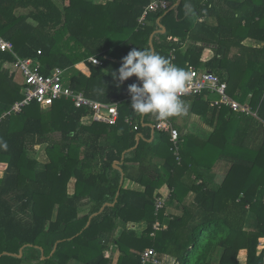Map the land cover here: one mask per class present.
Here are the masks:
<instances>
[{
    "label": "trees",
    "instance_id": "1",
    "mask_svg": "<svg viewBox=\"0 0 264 264\" xmlns=\"http://www.w3.org/2000/svg\"><path fill=\"white\" fill-rule=\"evenodd\" d=\"M150 1L114 0L100 7L89 0H0V37L13 44L19 58L38 62L45 75L53 68L65 70L67 85L89 99L123 100L114 127L84 124L87 112L68 100L46 109L31 103L1 121L0 144L7 148L0 147V264H112L103 254L109 244L119 249L117 264H140L146 249L154 250L163 264L165 257L173 264H264V246L258 253L264 239V124L227 108H209L202 95L188 96L181 99L190 100L198 115L210 111L217 118L205 139L180 135V161L165 132H155L151 144L145 138L135 148L138 131H129L123 120L131 117L138 124L142 117L127 99L128 86L138 81L133 76L117 88L111 76L129 51L148 48L172 65L188 63L216 75L241 104L250 95V105L264 122V0H169L168 10L148 14L139 23ZM185 4L192 8L190 15ZM161 26L169 34L155 33ZM176 38V44L170 40ZM188 41L214 45L215 56L199 62L202 48L188 45L182 52ZM93 56L101 66L87 62ZM13 60L0 53V115L22 99ZM147 117L143 115L144 124ZM142 126L139 122L138 130ZM57 132L60 140L55 142L51 136ZM118 132L127 140L117 137L114 143L99 144L104 134ZM38 146L46 147L43 165L34 158ZM128 150L122 182L113 163L122 161ZM157 150L165 154L170 199L182 202L188 192L195 194L190 205L180 208V216L165 217L166 206L155 213L159 175L147 183L135 179L146 185L143 193L124 187L130 179L127 158L141 168L143 157L159 156ZM216 161L230 165L212 190L199 168L209 170ZM185 164L189 177L194 174L201 182L177 178ZM87 198L92 201L89 212H80L87 208ZM250 214L253 230L247 229ZM141 222L146 227L135 237L128 225ZM155 223L163 229L154 231ZM118 225L122 233L109 240Z\"/></svg>",
    "mask_w": 264,
    "mask_h": 264
},
{
    "label": "built area",
    "instance_id": "2",
    "mask_svg": "<svg viewBox=\"0 0 264 264\" xmlns=\"http://www.w3.org/2000/svg\"><path fill=\"white\" fill-rule=\"evenodd\" d=\"M169 4V0H151L139 18V23H143L148 14L168 10ZM0 53H8L13 56V68L21 77L22 94L20 101L14 103L9 110L0 115V124L5 117L21 112L23 108L31 103H35L41 107H49L56 101L68 100L73 104L74 108L87 112L85 120L110 127L117 125L120 118L119 106L123 100L111 98L109 102L102 103L85 97L83 93L74 91L67 85L65 70L53 68L48 74H43L41 72V65L38 62L31 59L19 58L14 52L13 44L1 37ZM88 62L94 66H101V61L97 58H90ZM186 71L191 73L192 79L187 84L186 90L181 94L180 98L202 95L207 100L209 97L207 102L210 108H216L217 110L227 108L236 116L254 118L264 124L257 110L253 109L248 101L251 98L250 95L248 96V100L241 104L227 94V83L221 81L216 75L207 70L192 66H188ZM124 122L131 126L134 131L138 130V126L134 124L135 121L131 117H125ZM151 127L155 132L168 133L170 142L172 143L171 151L174 158L179 161L180 133L173 127L170 120H161L157 117ZM166 200L167 198L162 196L155 199V213H158L165 207ZM162 229L163 227L158 223L153 225L154 231H161ZM140 264H163V262L158 260L154 250L147 249L140 256Z\"/></svg>",
    "mask_w": 264,
    "mask_h": 264
},
{
    "label": "crops",
    "instance_id": "3",
    "mask_svg": "<svg viewBox=\"0 0 264 264\" xmlns=\"http://www.w3.org/2000/svg\"><path fill=\"white\" fill-rule=\"evenodd\" d=\"M57 1L61 2L62 0H57ZM89 1H91V3L94 6L104 7V6H107V5H111L114 0H89ZM179 3H180V1L177 2V5ZM198 21L201 22V20H198ZM166 32L168 33L167 29L165 27L161 26L160 27V31H157L155 33H166ZM170 40L173 43H175V44L178 42L177 38L176 39H170ZM188 45L197 46V47L202 48L201 54H200V56L198 58L199 62H201V63L208 62L216 54L214 45L194 43L192 41H188V43L183 44V46H182V44L180 45V46H182V52L186 51L185 49L188 47ZM90 58H97V57H95V56L89 57L87 59V62H88V60ZM105 58H108L112 62H115V63L117 62V61H114V59L109 58L108 56H105ZM174 66L179 67V68L182 67L180 65V63L175 64ZM188 66H189V64L185 63L183 69L186 70ZM129 98H131V96ZM210 98H212V97H210ZM208 99H209V97H208ZM204 100H205V102L207 101L205 98H204ZM183 101L188 105L187 112L184 115L171 117V118H168V119L173 124V126H175L174 128H176L180 132L181 138H182V136L183 137L188 136V137L193 138L194 140L205 139L206 135L214 130V128L216 126L217 118H213L212 119L210 111H209L207 116L198 115V113H196L195 110L193 111L191 109L192 103H191L190 100H183ZM156 119H157L156 115L148 114V117L146 118V123L145 124L143 123V116L141 117L140 121H138V124H137V121L134 122V124L137 125V126L139 125V122L144 125V126H142V128L140 130H137L138 133L135 135V140H136L135 148L137 146H139L140 144H143V142L145 141V138H148L146 141L149 144H151L154 141L155 131L152 130L151 126L156 121ZM90 123H91V121L87 120V124H90ZM124 125L126 126V128L129 131H134L132 129V127L127 125L126 123ZM134 132H136V131H134ZM117 137L121 138V140H123L122 138L126 139V136H123V134L121 132H118L115 135H112V134L105 135L104 134L103 136H101L99 144L102 145L105 142L114 143L112 140L114 138H117ZM129 152H130V150L125 151L123 153L122 161H120V162L116 161V162L113 163L114 169L118 170L120 172V174H121V181L122 182H124V177L125 176L122 173L121 169H122V165L124 164L123 163L124 162V158H125L127 153H128L127 154L128 157H129ZM157 152L159 153V156H154L153 155L154 157L153 156L151 157L148 154L146 155L147 157L144 156L143 157V165L141 166V168H139L138 161H135L132 158H127L126 167L128 168V173L130 174V179L126 180V182L124 183L125 184L124 187L127 190L131 191V192L143 193L145 191L146 185L138 184L135 181V179L136 180H140L141 179V180L144 181V183H147V182H151V181L157 180L158 179L157 176L159 175L160 181H162V185H160V187H159V189L157 190L156 193L158 194V197L162 196L164 198H167L166 205H165L166 207H165V211H164V216L167 217V218L168 217L180 216L181 215L180 208L182 206L190 205L193 202L194 198H195V194L193 192H188V194L183 198L182 202H175V201L173 202L170 199L172 191H171V189H169L168 183H166L169 180L170 176L168 174H166L167 173V163H166V165H164L165 164V159H164L165 154H164V152L160 154V152H161L160 150H157ZM187 156H188V154L186 155V158H188ZM220 165L221 166H226V169L222 168L223 172H219V170L221 168ZM229 165H230V163H228V162L226 163L225 161H218V162L216 161L214 163V165L212 166V168L209 169V170L208 169H200L199 168L200 172L203 174V179L202 180L204 182L205 181L207 182L209 189L215 190V189H217L220 186L221 183L218 184V185H217V183H219L220 181L222 182L223 179H222V177L218 178L217 174H221V175L224 174V176H223V178H224L226 173H227V171H228ZM185 166H186V164L181 167L180 171ZM188 169L189 168H186V169L183 168L181 174L179 173V176H177V178H179L181 180H184L185 183H187V182L189 183L190 179H188V178H191L192 180L194 179L195 181H197V183L201 182L199 179H195L194 174L189 177L190 173H189ZM2 177H3V173L0 171V179ZM91 203H92V201L90 202V200L87 198V213L89 212V209H90V207L92 205ZM107 205H110V204H106V206ZM110 206H112V205H110ZM90 218H92V217H90ZM128 226L133 228V229L131 228L130 230L133 232L134 236L135 237H139L141 235V233L143 232V230L145 229L146 224L144 222H141V223H130ZM122 231H123V229L121 227H119V225H118L117 229L110 230V235L108 236V239L109 240L116 239L117 237H119V235L122 233ZM263 246H264V239H261L260 240V246L258 248V253H260V251L262 250ZM146 250H144V251H146ZM103 254H104L105 258H107V259L112 261V264H117V261L119 259V255H120V252H119V249H118L117 246L109 244L108 248L104 251ZM165 258H164V261L166 260L170 264H173L174 260L172 258H170V257H165ZM69 264H81V263L73 261V262H70Z\"/></svg>",
    "mask_w": 264,
    "mask_h": 264
},
{
    "label": "clouds",
    "instance_id": "4",
    "mask_svg": "<svg viewBox=\"0 0 264 264\" xmlns=\"http://www.w3.org/2000/svg\"><path fill=\"white\" fill-rule=\"evenodd\" d=\"M185 14L190 15L192 8L185 4ZM116 87L119 88L130 77L135 76L138 83L128 86L131 96V109L138 115H156L161 120L184 115L188 105L180 98L191 81V73L176 67L151 49L133 48L122 57L121 66L111 71ZM101 93L105 89L99 90ZM0 147L7 148L6 143Z\"/></svg>",
    "mask_w": 264,
    "mask_h": 264
},
{
    "label": "rangeland",
    "instance_id": "5",
    "mask_svg": "<svg viewBox=\"0 0 264 264\" xmlns=\"http://www.w3.org/2000/svg\"><path fill=\"white\" fill-rule=\"evenodd\" d=\"M65 3H68V0H65ZM73 74V71H69L68 73H67V77H68V80H69V77L71 76ZM14 78H15V82H17V83H19V85H20V87H21V77H20V75L16 72L15 73V76H14ZM45 109L47 108V107H44ZM84 124H87V120L86 121H84ZM52 139L55 141V142H58L59 140H60V133L59 132H57V133H53L52 134ZM45 146H38V148L36 149L37 151H36V155L34 156V158H35V160L38 162V164H44V163H46L47 161H48V159H47V155H46V151H45ZM33 157V156H32ZM221 166V165H220ZM226 169V166H221V168H220V170H219V172H223V169ZM226 171V170H225ZM225 173V172H224ZM218 175V178H220V177H222V179H223V176H224V174L223 175H221V174H217ZM220 183H222L221 181L219 182V183H217V185L218 184H220ZM68 191H70V193H72V191H73V181L72 182H70L69 183V186H68ZM84 204H85V202H83ZM86 210H87V208H85L84 206H83V208L81 207V209H79V211L81 212H86ZM252 214H250L249 215V220H248V223H247V225H248V230H253L254 228H255V224H254V221H253V219H252ZM166 259V258H165ZM165 262V264H170L168 261H164Z\"/></svg>",
    "mask_w": 264,
    "mask_h": 264
},
{
    "label": "water",
    "instance_id": "6",
    "mask_svg": "<svg viewBox=\"0 0 264 264\" xmlns=\"http://www.w3.org/2000/svg\"><path fill=\"white\" fill-rule=\"evenodd\" d=\"M19 257H21V255H19Z\"/></svg>",
    "mask_w": 264,
    "mask_h": 264
}]
</instances>
